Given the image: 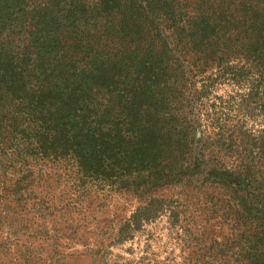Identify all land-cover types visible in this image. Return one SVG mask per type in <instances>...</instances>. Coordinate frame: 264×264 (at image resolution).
Segmentation results:
<instances>
[{"label":"trees","instance_id":"obj_1","mask_svg":"<svg viewBox=\"0 0 264 264\" xmlns=\"http://www.w3.org/2000/svg\"><path fill=\"white\" fill-rule=\"evenodd\" d=\"M14 5L17 2L0 0V154L11 162L12 172L0 179V235L17 241L40 238L22 223L28 215L59 221L75 213L77 200L93 188L138 194L170 186L202 191L218 188L222 179L213 175L221 171L243 180L247 191L241 190L252 207L244 208L252 227L243 216L240 226L232 227L238 234L229 244L236 250L231 258L264 264V128L227 124L232 105L250 100L252 105L259 95L254 83H264V0L241 3V11L251 12L250 37L237 34L221 5L219 16L177 13L172 4L161 6V23L170 34L166 38L159 32L161 23L146 17L141 7L138 14L132 7L124 10L126 32L99 36L89 27L88 17L70 14L76 6L70 5L64 17L36 15L29 20L27 13L14 17ZM192 51L194 56L188 54ZM185 55L193 62L183 65ZM231 55L253 59V65L245 62L230 72L236 81L235 76L251 75L253 68V84L247 95L251 99L225 102L226 107L220 98L211 102L217 80L205 73L217 59V76L229 74ZM158 58H166L165 64L156 62ZM188 67L191 73L192 67L197 69L192 78L203 77L200 87L190 80ZM227 160L235 162L229 167ZM46 165L70 169L69 191L57 199L35 194L50 186L40 169ZM208 168L213 169L210 176L205 174ZM57 178L59 188L61 176ZM70 192L74 199L65 200ZM170 203L149 197L119 222L112 237L127 242L167 208L178 223L180 212ZM204 210L209 212L208 207ZM207 264L222 262L213 259Z\"/></svg>","mask_w":264,"mask_h":264},{"label":"rangeland","instance_id":"obj_2","mask_svg":"<svg viewBox=\"0 0 264 264\" xmlns=\"http://www.w3.org/2000/svg\"><path fill=\"white\" fill-rule=\"evenodd\" d=\"M8 1L17 2V7L14 5L12 12L14 17H21L27 13L26 16L29 20L36 15H46L47 19H54L56 16L64 17L69 14L70 5L76 6V8H72L70 14L88 17L89 27L94 34L99 36L101 33L126 32L127 27L121 22V19L127 7L135 9V14H138V8L141 7L142 13L158 25L162 20L161 12H158V9L163 5L172 4L173 8L176 7L177 13H189V15L196 16H199L200 13L219 16L222 13L221 5L229 15L227 18L229 22L233 21V24L236 25L237 34L243 36V34L249 33L248 36H251L250 9L248 12L241 11L244 8L241 3L249 1L251 4V0H226L223 3H221L222 0ZM150 4L153 5L152 8L149 7ZM158 27L159 32L163 33L162 36L165 38L170 36L163 21ZM155 28L156 25L151 26L149 30ZM155 32L152 31V34L154 35ZM122 36L123 34L119 37L122 38ZM146 38L149 40V36ZM159 45V43L156 44L157 47ZM188 54L194 56L193 51ZM217 55L221 54L218 53L215 56ZM236 56L227 57L230 67L229 74L217 76L219 72L217 62L219 61L215 59L216 61L209 62L205 77L217 80L214 83V92L210 96L211 102L215 98H220L224 102V106L227 107L229 102L232 105L235 101L238 104L241 103V99H251L247 95L251 94L250 88L253 84L251 77L254 69L251 68V75L235 76L236 81L232 80L230 72L245 62H250L253 65V59L249 56L246 58L242 56L241 60ZM155 61L165 64L166 58H158ZM191 62H193L191 57L185 55L183 65ZM262 62L264 65V61ZM188 72L190 80L197 82V86L200 87L203 77L192 78L197 73V69L192 67L191 73L190 67H188ZM254 84L259 87L254 93H259V95L253 100L252 105L251 100L247 103L244 102L240 107L236 106L237 104L232 105L234 111L228 112L230 113L227 123L229 127L235 129L243 127L248 130L252 128L254 131L264 128V83L261 81ZM206 110L209 111L208 108ZM251 113L253 117H251ZM233 162L235 161L227 160L228 166L231 167ZM10 165L11 162L5 155L0 154V179L6 172H11ZM40 169L44 174L46 173L44 180L49 179L50 186L38 188L36 192L39 193L35 194L47 196L48 200L51 197L57 199L64 194L63 192L69 191L72 177L69 176L70 169L68 167L46 165L41 166ZM212 170V168L206 169L205 174L210 176ZM228 170L231 171L230 168ZM57 176H61L59 188L55 185L56 182L58 184ZM203 176L204 174L200 178L202 179ZM213 176L222 179V182L218 183V188L211 187L202 191H197L192 186L187 188L170 186L151 191V193H147L145 190L144 193L138 194L107 193L93 188L87 190V193L77 200L78 205L75 213L64 215L56 222L53 218L41 220L36 217V214L32 215L31 213L22 223L27 224L28 227L32 226L29 232L40 238L28 240L25 238L17 241L12 235H0V264H207L209 260L213 259L221 260L222 264H241L234 261L235 258H231L232 252L236 250L232 249L229 244L238 234V231L233 230L232 227L234 224L240 226L242 223L240 216L251 221L250 215L244 209L246 205L250 209L252 208L250 197L246 195V192H242L246 188L242 179L221 171H216ZM245 191L247 190L245 189ZM66 194L65 200L72 201L74 199L72 192ZM151 196L172 202L170 203L172 210L180 212L179 222L175 223L170 219V208H167L168 210L164 211L157 219L143 224L140 230L134 233L132 239L124 243H117L112 235L120 225L119 222H124L137 208L144 206ZM207 207L209 212L204 210ZM210 208H213L215 213H211L212 209ZM243 211L245 215H243ZM252 224L253 221H251V227ZM67 225L69 226L67 227ZM37 227H41V229L36 232L35 228ZM227 248L230 251L226 252ZM221 249L225 250V253L220 252Z\"/></svg>","mask_w":264,"mask_h":264}]
</instances>
